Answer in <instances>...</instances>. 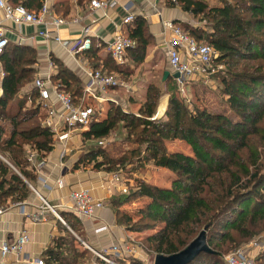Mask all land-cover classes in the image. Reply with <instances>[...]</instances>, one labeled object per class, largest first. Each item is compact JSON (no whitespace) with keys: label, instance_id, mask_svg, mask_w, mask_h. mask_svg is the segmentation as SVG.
<instances>
[{"label":"trees","instance_id":"trees-1","mask_svg":"<svg viewBox=\"0 0 264 264\" xmlns=\"http://www.w3.org/2000/svg\"><path fill=\"white\" fill-rule=\"evenodd\" d=\"M26 1L33 4L22 3L28 9L40 5L39 0ZM174 1L208 28L178 24L196 41L213 47L217 53L213 66L224 64L227 75L219 77L221 92L235 117L204 109L187 111L173 95L176 80L168 75L162 81L170 90L166 119L151 118L160 89L149 82L136 115L111 104L103 118L88 123L81 136L89 139L92 147L79 155L77 164L82 162L93 170L120 169L127 190L111 195L108 205L115 223L125 230H150L141 239L146 252L175 253L203 229L210 252H200L186 264H223L224 249L264 228V0H217L212 5L207 0ZM56 5L61 12L67 7L64 1ZM124 34L136 41L128 50L132 60L142 62L151 39L144 20L134 17L125 25ZM6 45L0 52L4 73L0 82V152L7 155L8 163L0 159V206L21 202L31 193L29 184L34 185L35 175L29 168L26 149L34 151L40 160L53 144L52 133L40 124L45 109L40 105L25 107L28 93L20 97L18 93L30 83L34 53L27 46L6 49ZM85 51L93 56L97 49L92 46ZM108 58L107 72L128 74V67ZM53 64L56 72L51 82L77 102L79 82L55 59ZM119 123L125 132L119 148L112 145L110 154L96 139L120 128ZM173 139L184 141L191 153L168 150L165 142ZM146 162L173 174L166 177L168 186L130 179L131 173L141 170ZM138 198L144 201L132 213L123 208ZM60 216L83 239L76 215L60 211ZM61 230L43 252L44 264H86L90 257L80 240L64 226ZM256 261L264 264V249ZM96 264L110 263L97 258ZM128 264L143 263L132 259Z\"/></svg>","mask_w":264,"mask_h":264},{"label":"crops","instance_id":"crops-1","mask_svg":"<svg viewBox=\"0 0 264 264\" xmlns=\"http://www.w3.org/2000/svg\"><path fill=\"white\" fill-rule=\"evenodd\" d=\"M4 1L10 4L25 3L33 5L26 0ZM62 1L67 3V7L63 12L56 5ZM88 2L86 0H81L80 2H77V0H46L50 12L64 19V24L58 27L56 34L61 39L71 40L78 37L82 29L87 28L91 42L90 48L93 46L97 49L96 52H93V56H90L85 50L72 56L64 47L51 38L38 35L36 31L40 27L30 24L17 26L10 20L5 19L0 10V29L7 39L6 49L9 46L21 45L29 47L34 53V62L30 65L32 68L30 83L22 86L19 89L20 92H18L19 97L23 95V92L28 93L24 104L25 107L33 105L36 99L37 94L32 86L33 79L44 75H50L51 79V76L55 74L54 59L67 74L72 75L79 82L81 88V93L77 100L79 101L82 88L87 84V77L84 75L83 67L108 71L105 66V57L108 58L110 56L105 49V42L110 40L112 32L117 26L120 25L124 32L127 24L122 25L120 23L124 15L131 14L133 18L140 17L144 20L145 27L152 38L151 41L158 46L161 43L163 45L160 48L163 50L165 63V42L168 37V31L164 28L163 23L170 21L178 25L179 22H187V20L192 18L191 14L182 10L180 4L174 0H116L115 5L105 9H92L89 7ZM207 2L208 5H212L217 0H207ZM146 50V57L139 63L134 62L129 52H126V61L122 65L123 67H128V74L125 73L127 74L126 76L117 71H110L121 82L120 86L106 88L103 92L94 86L91 87V90L97 94L100 100L96 101L95 99L84 97L83 102L98 105L99 112L95 120L103 118L111 104L118 105L125 112L137 114L139 104L144 98L145 88L150 80L148 76L142 79L141 75L138 76L136 73L139 71L140 66L145 65V63L152 64L153 67H158L159 65L156 62L150 63L154 54V51H151L150 42ZM166 69L168 70L167 63L165 67H161L158 75L160 84L163 81L162 72ZM3 76L4 73L0 62V82ZM137 76L138 78H136ZM31 92H34V97L30 95ZM50 98L52 99V96ZM54 106L55 109L59 108L56 102ZM87 128L88 125L71 129L69 136L63 141L53 137L51 150L42 158L39 168L31 170L35 175L34 185L29 184V188L30 186L33 188V190L30 188L31 193L19 204L14 202L6 203L2 206L3 211L0 213V241H12L16 234L22 230L27 233L28 241L22 246L19 254L10 253L4 257L0 256V264H35L34 259L36 258H40L44 262L43 252L50 245L51 239L61 234V226L73 233L60 216V211L68 210L63 206H55L67 204L69 192L80 188L88 189L93 198L103 201V206L97 209L91 218L75 214L79 223V231L83 238L79 239L80 241L86 242L93 249L99 250L122 241L126 233H131L114 223V216L108 205V199L116 191L108 177L109 171L93 170L89 165H85L82 162L77 164L79 155L85 152L83 150L84 146L87 142H90L89 139L81 136V133L86 131ZM107 138L108 135L98 139H103L104 144ZM62 147H65V152L63 156H60ZM75 164L76 166L74 167ZM57 178L62 182L61 187L55 185V179ZM147 182L157 186H168L167 184H160L151 180H147ZM42 200L52 206L57 215L55 216L52 212L46 210L43 221L33 222L28 215L39 210L40 206H42ZM100 225H106V229L94 231L95 227ZM141 257L142 255L138 254V258L141 259Z\"/></svg>","mask_w":264,"mask_h":264},{"label":"built area","instance_id":"built-area-1","mask_svg":"<svg viewBox=\"0 0 264 264\" xmlns=\"http://www.w3.org/2000/svg\"><path fill=\"white\" fill-rule=\"evenodd\" d=\"M40 5L37 9H28L24 5L10 4L4 0H0V10L5 19L10 20L15 25L30 24L40 27L36 33L45 38H51L56 43L64 47L70 55H75L81 51L87 50L90 47V38L88 29L84 28L81 34L74 39H61L56 30L60 25L64 24V19L61 16L53 15L46 3V0H39ZM116 0H89L88 5L92 9H105L115 5ZM131 14L124 15L120 23L128 24L132 21ZM164 28L168 31V37L165 42L166 63L170 73H177L179 78L175 79L178 84L185 81H198L208 78L214 72L213 59L216 57V51L212 46L204 42L196 41L186 31L182 30L178 25L166 21L163 23ZM7 43L3 31L0 29V52ZM136 41L124 34L120 25L112 32L110 40L105 42V49L110 58L117 65H123L126 61L125 55L129 49L135 47ZM84 75L87 77V84L82 88V94L79 101L74 102L69 92L59 88L58 84L52 83L50 75L37 76L32 81V86L36 91V99L33 105H40L45 109V114L40 118V124L48 128L59 141L65 140L71 129L77 127H85L88 123L96 118L99 109L98 105L89 102H83L84 97L99 101L100 98L91 90L95 87L99 91H104L109 87H117L121 82L111 72L103 71L98 68L83 67ZM52 96V99L50 98ZM58 103L59 108L55 109L54 103ZM98 145H103V139H97ZM65 147L61 148L60 156H63ZM29 167L32 170L39 168L42 159L37 160L34 151H27L26 154ZM120 169L117 171H109L108 177L117 192L125 193L127 190L124 180L120 177ZM57 187L62 186L59 178L55 179ZM33 190V188L30 186ZM16 204H19L16 203ZM63 206L66 210L74 214L91 218L97 209L103 206L101 199H95L91 196L88 189L80 188L72 190L68 194V201L65 205H56L55 207ZM52 212L55 216V209L42 200V206L38 211L28 215L33 222L43 221L45 219V211ZM3 207L0 206V213ZM61 222L62 220L57 217ZM106 225L95 227L94 231L104 230ZM28 241V235L25 231H19L12 241H0V256L4 257L7 254H19L22 246ZM86 247L89 246L81 241ZM261 241H257L256 247ZM132 249L124 243L117 242L109 245L108 248L93 249V254L102 261L110 264L111 257L121 258L132 253ZM224 264H254L253 259L245 247H237L231 252L223 256ZM35 264H44L42 259H34Z\"/></svg>","mask_w":264,"mask_h":264},{"label":"rangeland","instance_id":"rangeland-1","mask_svg":"<svg viewBox=\"0 0 264 264\" xmlns=\"http://www.w3.org/2000/svg\"><path fill=\"white\" fill-rule=\"evenodd\" d=\"M187 25L190 26H202L204 29H208L206 26H204L203 21H199L198 17H192L189 20H187ZM152 38L150 39V48L151 51H154L152 56V61L150 63H159L158 67H153L152 64H147L140 66L139 71L136 73L141 75V78L148 76L150 82H154L159 85V93L156 100V105L154 109V113L152 115L153 119H166V116H164L165 109L167 108V99L170 95V90L168 88L165 89L162 84L159 83L158 75L160 74L161 67H165V57L163 50L160 48V46H163L162 43L154 44L152 41ZM149 46V44H148ZM154 46V47H153ZM153 47V48H152ZM147 52V50H146ZM146 57V53L144 58ZM213 67V64H212ZM225 72V66L221 63L214 64V72L205 79L198 80V81H185L182 84H178L176 82V87L174 90H172L173 95L176 96L178 101L182 104V106L189 112H194L196 110H207L210 112H216V113H223L225 115L235 117L234 112L230 110L226 103V96L224 93L221 92V83L219 81V77L226 76ZM138 76L136 78H138ZM153 76V77H152ZM118 79V78H117ZM118 126L111 131V133L108 135L107 140L105 141L104 148L105 150L113 154L112 145L119 148L117 145L119 141H122V137L124 135L125 130L121 129V124H118ZM91 142H87V144L84 146L83 150L88 149L92 146H90ZM165 147L170 151H180L186 154H190L191 150L190 147L182 140L179 139H173V140H167ZM112 147V148H111ZM107 148V149H106ZM121 149V147H120ZM28 149H26L27 153ZM0 159L3 162L8 163L7 155L5 153L0 152ZM145 164V163H144ZM124 170L122 171V173ZM172 173L164 168H158L153 166L150 162H146V164L143 166L141 170L137 169L134 170V172L131 173L132 178H136L139 180H143L144 182H147V180L154 181L156 183H164L169 185V181L166 179L167 176L172 177ZM165 178V180H164ZM169 179V178H168ZM166 182V183H165ZM115 195V194H113ZM144 201L143 198H138L136 200H133L129 202L128 204L124 205L123 208L132 213L136 206L140 205ZM115 223V221H114ZM116 224V223H115ZM124 229V226H121ZM73 232V231H72ZM150 230H143L140 232H131L126 233L124 239L120 241L121 243H124L128 247H130L133 251L132 253L125 255L121 258H114V256L111 257L112 263L114 264H128L132 259H138L143 264H152L153 256L155 254L146 252L144 248H141L142 243L141 239L144 237L145 234L149 233ZM71 233V232H70ZM74 233V232H73ZM72 233V234H73ZM74 233L73 236L79 240V237ZM257 241H261L262 243H259L256 247L254 244ZM81 242V241H80ZM86 243V242H85ZM87 244V243H86ZM81 247L84 248L87 252V257H90L89 260L86 262V264H96V256L93 254V248L89 246V248H86L82 243H80ZM245 247L247 252L249 253L250 257L253 259L254 264H257L256 257L259 252H261L264 249V228L259 230L258 232H255L251 237L245 240H241L237 244L231 243L228 249H224L222 253V263L223 256L227 253L231 252L233 249L237 247ZM141 254V259L138 258V254Z\"/></svg>","mask_w":264,"mask_h":264},{"label":"water","instance_id":"water-1","mask_svg":"<svg viewBox=\"0 0 264 264\" xmlns=\"http://www.w3.org/2000/svg\"><path fill=\"white\" fill-rule=\"evenodd\" d=\"M168 75H171L175 79L179 78L177 73H170L166 69L162 72V80ZM200 252H210V249L205 243L203 229L179 251L170 255L155 254L152 264H186Z\"/></svg>","mask_w":264,"mask_h":264}]
</instances>
